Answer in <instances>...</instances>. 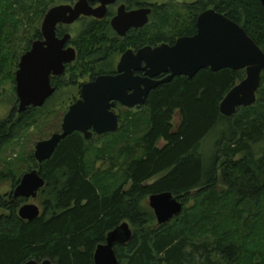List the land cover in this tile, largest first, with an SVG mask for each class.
<instances>
[{"label": "trees", "instance_id": "1", "mask_svg": "<svg viewBox=\"0 0 264 264\" xmlns=\"http://www.w3.org/2000/svg\"><path fill=\"white\" fill-rule=\"evenodd\" d=\"M23 1L0 0V90L15 81L20 62L18 29L28 26L20 19ZM169 4L141 6L154 9L150 23L126 39L113 32L112 14L102 21L84 20L71 42L77 63L67 66L65 75L93 81L113 75L115 55L194 36L197 18L208 9L239 24L264 51L260 0H198L182 6L183 12H173ZM51 5L39 0L42 20ZM42 38L37 28L24 52ZM245 77V71L204 69L193 79L178 77L152 91L142 110L148 120L141 141L123 152L131 160L126 186L110 189L96 181L88 166V143L80 133L61 142L43 164L32 156L35 165L27 173L39 170L46 182L37 198L42 213L24 221L18 211L27 201L0 196V264H94L97 247L123 223L131 225L134 235L129 244L116 248L119 264H264V73L255 105L240 108L232 118L220 111L226 95ZM54 84L61 91L63 86ZM53 97L42 108L13 110L0 121V151L51 114ZM208 136L215 140L210 157L202 151ZM23 176L14 178V188ZM7 179L13 176L0 172V188ZM166 192L183 200L184 209L160 226L147 200Z\"/></svg>", "mask_w": 264, "mask_h": 264}, {"label": "water", "instance_id": "2", "mask_svg": "<svg viewBox=\"0 0 264 264\" xmlns=\"http://www.w3.org/2000/svg\"><path fill=\"white\" fill-rule=\"evenodd\" d=\"M118 0H77L74 5H59L51 8L41 26L42 40L35 41L31 49L20 59L16 72V95L19 113L29 108H42L56 93L52 78L62 77L66 66L77 59L74 48L68 47L71 34L63 38L57 35L59 25L71 26L82 17L104 20L108 7ZM264 7V0H260ZM100 6L93 8L91 3ZM153 9L141 8L127 12L119 8L111 20V27L120 37L132 29H143L150 23ZM194 36L179 38L174 45L163 44L145 47L137 52L129 50L122 56L115 75H101L94 81L83 83L80 98L66 113L62 129L35 147L38 164L49 161L61 142L74 133L82 134L87 141L94 135L103 136L120 130V118L115 109L121 105L128 109L143 108L151 92L175 78L193 79L197 74L210 69L245 71V79L226 95L220 105L221 114L232 118L240 108L256 104L264 73V51L239 24L215 9L203 12L196 23ZM142 74V75H140ZM164 76L162 80L158 78ZM46 182L39 170L26 173L15 188L12 199L27 201L19 211V218L32 222L41 216V208L29 201L36 200ZM158 225H167L179 217L184 209L181 199L171 193H161L149 198ZM129 223H123L111 231L105 244L97 247L94 264H119L116 248L129 244L133 238ZM26 264H54L50 260L29 261Z\"/></svg>", "mask_w": 264, "mask_h": 264}, {"label": "rangeland", "instance_id": "3", "mask_svg": "<svg viewBox=\"0 0 264 264\" xmlns=\"http://www.w3.org/2000/svg\"><path fill=\"white\" fill-rule=\"evenodd\" d=\"M45 1L50 5L52 2L53 4L58 3V5L69 3V0ZM197 1L198 0H133L132 7L137 8L138 6L144 5L151 6L170 3L169 5H174V9H172L173 12H180L181 7L185 5L182 3L193 4ZM31 8H33V11L35 10L38 12L32 13ZM39 10H41V7H39V0H24L22 3V14L20 19L23 21V24H27L28 26L26 28L22 27L21 29H18V34L20 33V37L22 38L20 43H18V45L20 44L18 47L20 59L24 55V49L32 39L35 30L37 28L41 30L42 22L45 17L42 20V15ZM27 11L30 12L29 15H25ZM78 25V23L75 24L70 31L74 39L78 34ZM115 46L118 47V45ZM119 48L126 49L122 46ZM116 51L119 53V49H116ZM122 55L123 53L115 55L117 57L111 61L114 65L115 71H117V66ZM75 65L76 63L73 66ZM73 71L77 72V67H74ZM66 77L67 76L65 75L64 78L62 77L60 79V85L63 86V88L56 93L53 97L54 101L52 102V105L49 106L51 114L44 117L35 127L26 131L21 139L9 143L0 151V172H4V175L11 174L13 176V179H7L1 182L2 187L0 188V196H10L15 190L13 187L14 178L19 179L20 176H23L28 172L27 169L34 167L35 164L32 161V156L35 159L34 154L37 143L49 139L53 134L61 131L64 117L72 104V100L79 97V85L89 81L88 77L82 78V76H80V79L71 80V78H69L70 81L67 82L69 79ZM143 109L144 107L140 109H128L118 106L116 111L117 114L120 115L121 121L125 123V130L122 128L120 132H123L115 136H98L95 134L93 140L87 141L90 154V156H88V166L92 169V175L97 176L96 181L100 180L103 186H107L110 189L122 185L126 186L125 170L131 160L129 156L123 152L125 148H132V143L137 145V143L139 144L141 141L148 120L147 116L142 112ZM13 110H19V100L16 95L15 81L13 83H7L0 90V121L7 119ZM179 123V114H176L174 125L177 126ZM211 138L212 137L208 136V138L203 141L204 149L202 150L204 154L209 157V154L215 150L213 148L215 140L214 138ZM257 149L259 151L261 148ZM159 178H156L155 180H158ZM125 190H127V187ZM182 201L183 200H181V202ZM29 203L38 205L42 209L37 199L31 200ZM147 204L149 206V198Z\"/></svg>", "mask_w": 264, "mask_h": 264}, {"label": "flooded vegetation", "instance_id": "4", "mask_svg": "<svg viewBox=\"0 0 264 264\" xmlns=\"http://www.w3.org/2000/svg\"><path fill=\"white\" fill-rule=\"evenodd\" d=\"M77 2V0H75V1H73V2H70V3H68V4H62V5H74L75 3ZM133 4V0H118L115 4H113V5H111V6H109L108 7V15L107 16H109V14H112V17L110 18L111 20L117 15V12H118V10H119V8H121V7H123V6H125L126 7V10H127V12H131V11H136V10H139V9H141L142 7L141 6H138L137 8H133L132 5ZM182 4H187V3H182ZM59 6V5H58ZM91 6L93 7V8H98L99 6H100V3H98V2H95V3H91ZM149 6V5H148ZM151 6H154V5H151ZM144 8V7H143ZM145 8H148V7H145ZM150 8H152V7H150ZM153 9V8H152ZM208 10H211V9H208ZM207 11V10H206ZM153 12H154V9H153ZM205 12V11H204ZM203 13V12H202ZM201 13V14H202ZM200 14V15H201ZM199 15V16H200ZM153 16V13L151 14V16H150V18ZM199 18V17H198ZM198 18H197V20H198ZM97 20V19H95V18H86V17H82L78 22H76L75 24H79L78 25V27L80 28V26H81V24L83 23V21L84 20H87V21H89V20ZM110 20V21H111ZM151 20V19H150ZM98 21H102V20H98ZM197 23V22H196ZM74 24V25H75ZM74 25H71V26H66V25H59L58 26V29H57V35H58V31H63L64 33H63V36L62 37H59V38H63L66 34H71V29L73 28V26ZM110 25H111V22H110ZM112 28V27H111ZM113 30V29H112ZM134 30H136V29H132V30H130V31H128V33L126 34V36L125 37H120V36H118L117 34V36H118V38H120V39H126V38H128V36H130V34L134 31ZM113 32L114 33H116L114 30H113ZM72 35V34H71ZM43 39V38H42ZM72 39H74L73 38V36H72ZM72 39H71V41L68 43V45H67V48L68 47H72V48H74L75 50H76V48L71 44V42H72ZM38 41V40H37ZM114 45V44H113ZM169 45V44H168ZM172 46V45H171ZM146 47H148V46H146ZM152 47V46H151ZM129 50H133V51H135V52H137L138 50L137 49H134L133 47H130V48H127V50L124 52V53H126L127 51H129ZM140 50V49H139ZM76 52H77V50H76ZM124 53H123V55H124ZM122 55V56H123ZM122 58V57H121ZM121 58H120V60H121ZM77 60H78V52H77V59H76V61L72 64V65H74L75 63H77ZM20 63V62H19ZM67 66H69V65H67ZM67 66H66V70H67ZM116 74V73H115ZM115 74H113V75H115ZM65 75V74H64ZM63 75V76H64ZM140 75H142V74H140ZM62 76V77H63ZM165 77L164 76H162V77H160V78H158V80H162V79H164ZM60 79H61V77H59V78H52V85H53V87H55L56 88V93L58 92V88L55 86V84H54V82H58V83H60ZM96 79V78H95ZM90 81H93V80H89V81H87V82H90ZM87 82H84V83H87ZM83 83H81L80 85H82ZM79 85V97L78 98H75L74 100H72V104L73 103H75L79 98H80V90H81V86ZM56 93L53 95V96H55L56 95ZM50 99H52V98H50ZM71 104V105H72ZM119 105V104H118ZM116 111V110H115ZM117 113V112H116ZM95 136V135H94Z\"/></svg>", "mask_w": 264, "mask_h": 264}]
</instances>
